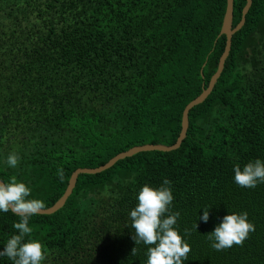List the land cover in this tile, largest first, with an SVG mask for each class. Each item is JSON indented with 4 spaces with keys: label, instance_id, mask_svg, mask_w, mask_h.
<instances>
[{
    "label": "trees",
    "instance_id": "trees-1",
    "mask_svg": "<svg viewBox=\"0 0 264 264\" xmlns=\"http://www.w3.org/2000/svg\"><path fill=\"white\" fill-rule=\"evenodd\" d=\"M246 3L234 1L233 27ZM226 8L227 0H0V179L15 176L48 208L78 168L136 145L175 144L185 107L218 69ZM189 121L178 149L81 174L61 209L30 216L31 237L48 250L43 264H145L128 212L143 185L165 178L190 245L184 264H264V183L240 187L232 171L264 161V0H252L222 75ZM228 212H247L254 230L216 251L206 234ZM19 219L0 213V248Z\"/></svg>",
    "mask_w": 264,
    "mask_h": 264
},
{
    "label": "clouds",
    "instance_id": "clouds-1",
    "mask_svg": "<svg viewBox=\"0 0 264 264\" xmlns=\"http://www.w3.org/2000/svg\"><path fill=\"white\" fill-rule=\"evenodd\" d=\"M6 166L15 168L18 157L7 156ZM233 181L240 187L255 188L264 183V161L256 158L242 167L233 165ZM31 188L12 176L7 183L0 182V213L10 210L20 216L12 227L17 234L7 238L0 248V257H7L12 264H43L48 250L41 241L31 237L29 217L38 214L43 202L30 197ZM137 203L128 212L130 227L134 230L132 239L135 246H146L145 264H184L188 260L190 245L177 227L179 212H172L174 199L171 182L164 179L160 186L143 185L136 197ZM209 209L203 208L199 220L207 222ZM197 229V224L194 225ZM254 230L247 212H231L224 215L214 229L207 233L210 247L216 251L241 245ZM185 229V234L187 233ZM136 247H133L134 254Z\"/></svg>",
    "mask_w": 264,
    "mask_h": 264
},
{
    "label": "water",
    "instance_id": "water-1",
    "mask_svg": "<svg viewBox=\"0 0 264 264\" xmlns=\"http://www.w3.org/2000/svg\"><path fill=\"white\" fill-rule=\"evenodd\" d=\"M234 1L235 0H227V8H226V12H225L224 19H223L222 29H221V32H220V35H222V34L226 35L227 42H226L225 50H224L222 56L220 57L218 69H217L216 73L212 76L208 87L205 88L203 90V92L198 97L193 99L185 107V109L183 111V117H182V130H181V133H180L176 143L173 144V145L150 144V143L143 144V145H136V146H133L132 148L124 151V152H121V153L117 154L112 159H110L106 164H104V165H102L100 167H95V168H92V167H81V168H78L71 175V177L69 179V184H68L64 194L60 197V199L53 206L48 207V208L40 209L38 214L51 215V214H54L55 212H57L59 209H61L66 204L68 198L73 193V190H74V188L76 186L77 180H78V178H79V176L81 174H97V173L103 172V171L111 168L112 166H114L119 160L124 159L126 157L133 156V155H135V154H137L139 152L154 151V150L172 151V150L178 149L181 146L182 142L184 141V139L187 136V132H188V129H189V125H190L189 114H190V111L195 106L203 103L209 97V95L213 92L218 79L220 78V76L222 75V73L224 71L226 60H227V58L230 55V51H231V47H232L233 35L237 31H239L244 26V24L246 22V15H247V13L249 12V10L251 8L252 0H247V3H246V5H245V7L243 9V12H242L241 20L235 27H233ZM201 72L203 73V70ZM0 182L4 183V181L1 180V179H0Z\"/></svg>",
    "mask_w": 264,
    "mask_h": 264
}]
</instances>
